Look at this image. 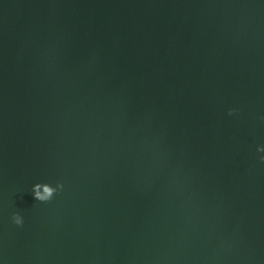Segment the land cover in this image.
Masks as SVG:
<instances>
[{"label":"water","instance_id":"95a60500","mask_svg":"<svg viewBox=\"0 0 264 264\" xmlns=\"http://www.w3.org/2000/svg\"><path fill=\"white\" fill-rule=\"evenodd\" d=\"M257 143L264 0H0L6 264H264Z\"/></svg>","mask_w":264,"mask_h":264},{"label":"clouds","instance_id":"9594fccd","mask_svg":"<svg viewBox=\"0 0 264 264\" xmlns=\"http://www.w3.org/2000/svg\"><path fill=\"white\" fill-rule=\"evenodd\" d=\"M238 111L239 109L236 107H229L227 109V114L231 116ZM255 154L258 161L264 162V143H257L255 145ZM37 188L38 185L33 183L30 189L33 198L38 202L46 203L53 198V192L57 193L58 191L63 189V184L57 181L55 184V188L45 187L43 193L38 191ZM10 221L13 225L21 227L24 224V216L18 211H12L10 215ZM0 264H6V261L2 254H0Z\"/></svg>","mask_w":264,"mask_h":264}]
</instances>
